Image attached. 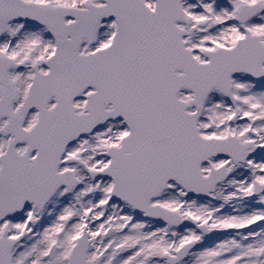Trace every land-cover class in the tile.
I'll return each instance as SVG.
<instances>
[{
  "label": "snow or ice",
  "instance_id": "6c2138e0",
  "mask_svg": "<svg viewBox=\"0 0 264 264\" xmlns=\"http://www.w3.org/2000/svg\"><path fill=\"white\" fill-rule=\"evenodd\" d=\"M0 264H264V0H0Z\"/></svg>",
  "mask_w": 264,
  "mask_h": 264
}]
</instances>
